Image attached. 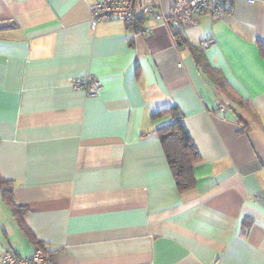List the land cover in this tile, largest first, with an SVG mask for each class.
I'll list each match as a JSON object with an SVG mask.
<instances>
[{"label": "crops", "instance_id": "1", "mask_svg": "<svg viewBox=\"0 0 264 264\" xmlns=\"http://www.w3.org/2000/svg\"><path fill=\"white\" fill-rule=\"evenodd\" d=\"M97 1L0 0V176L34 235L0 193V264L38 245L54 264H264V0L177 35L93 29ZM89 74L96 95L71 86ZM174 121L200 155L183 191L155 132Z\"/></svg>", "mask_w": 264, "mask_h": 264}, {"label": "built area", "instance_id": "2", "mask_svg": "<svg viewBox=\"0 0 264 264\" xmlns=\"http://www.w3.org/2000/svg\"><path fill=\"white\" fill-rule=\"evenodd\" d=\"M253 3L254 0H249ZM233 0H171L169 12L163 11L162 0H99L91 6L90 23L94 29L104 20L117 19L129 29L140 32L141 21L146 18L159 20L166 24L174 33H183L191 26L199 23L201 15L213 18L224 16L231 8ZM215 42L207 38L201 42L206 48ZM75 90H82L89 95H96L102 88V82L89 74L71 79ZM217 108L224 109L222 100H217ZM1 264H54L51 255L44 247H37L31 256H21L11 249H3Z\"/></svg>", "mask_w": 264, "mask_h": 264}, {"label": "trees", "instance_id": "3", "mask_svg": "<svg viewBox=\"0 0 264 264\" xmlns=\"http://www.w3.org/2000/svg\"><path fill=\"white\" fill-rule=\"evenodd\" d=\"M261 50L264 54L263 45H261ZM168 111L170 110L159 111L153 116L158 117ZM155 132L162 144L178 187L182 191L191 189L195 185L193 166L200 160V155L190 134L178 121L163 125L157 128ZM0 193L18 219L21 228L34 239L33 233L23 219L27 207L20 206L15 202L11 180L0 176ZM37 247H43V245Z\"/></svg>", "mask_w": 264, "mask_h": 264}, {"label": "rangeland", "instance_id": "4", "mask_svg": "<svg viewBox=\"0 0 264 264\" xmlns=\"http://www.w3.org/2000/svg\"><path fill=\"white\" fill-rule=\"evenodd\" d=\"M168 1H169V0H162V4H163L164 8L166 7ZM170 1H171V0H170Z\"/></svg>", "mask_w": 264, "mask_h": 264}]
</instances>
